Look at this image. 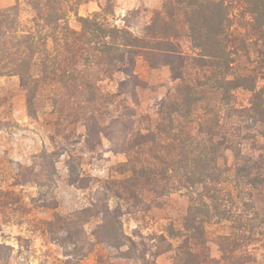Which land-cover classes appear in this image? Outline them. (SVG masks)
<instances>
[{"label":"trees","instance_id":"16d2710c","mask_svg":"<svg viewBox=\"0 0 264 264\" xmlns=\"http://www.w3.org/2000/svg\"><path fill=\"white\" fill-rule=\"evenodd\" d=\"M89 1L0 6V76L19 78L28 115L45 121L53 146L39 163L17 165L0 187V211L8 221L26 214L32 230L61 246L64 264H81L96 247L89 264H158L166 253L172 264H264V0H164L141 34L116 16L114 0L80 14ZM140 59L171 73L146 131L128 103L138 105L146 85ZM103 135L125 159L96 178L79 167L76 145L94 156ZM62 156L68 185L97 184L89 205L70 213L42 187L57 179ZM28 183L39 195L25 202L11 187ZM174 193L188 196L186 212L144 233L140 222ZM35 208L52 216H32ZM125 216L138 222L131 233Z\"/></svg>","mask_w":264,"mask_h":264},{"label":"rangeland","instance_id":"374dc122","mask_svg":"<svg viewBox=\"0 0 264 264\" xmlns=\"http://www.w3.org/2000/svg\"><path fill=\"white\" fill-rule=\"evenodd\" d=\"M106 0H90L80 6L79 12L88 15L99 10V3ZM115 12L117 17H126L132 30L141 34L145 25L150 21L153 12L161 8L164 0H114ZM15 4V0H0L1 7ZM23 18L30 16L27 6L22 4ZM71 24L77 27L73 18ZM185 51L190 52V43L181 40ZM137 72L145 81L144 87L137 89L135 99L139 103L133 104V99L128 97V103L137 110L139 122L137 126L146 131V127L151 122V114L154 111L155 103L167 92L170 80V69L167 66L161 68H151L144 60L140 59L137 64ZM110 88H115V83L110 84ZM149 115L150 120L147 116ZM103 150L89 153L80 150L81 143L76 145L82 159H79L80 168L83 172L94 177L107 178L110 176L113 167L125 159L120 153L111 150V141L102 136ZM53 146L49 139V130L45 121H35L29 117L26 105L25 91L22 89L17 76H0V187L7 188L16 172L18 164L30 165L39 163L35 158L44 149L52 150ZM78 161V160H77ZM58 177L51 187L42 186L48 190L50 196L54 195L59 206L58 211L64 213L73 212L76 209L89 205L90 192L97 184H91L87 189L77 188L67 184L68 170L65 165L64 157L59 158L57 163ZM47 183V178H44ZM15 190L22 200L30 201L33 195H39V188L33 184H23L11 187ZM41 203V202H40ZM189 205V198L185 194L174 193L169 197L163 198L160 205L153 207L144 220L140 222L144 233L159 231L171 219L176 222L186 212ZM36 217H51L53 210L35 208L32 211ZM20 215V216H19ZM26 214L18 212L17 216L8 221L5 214L0 211V264H64L66 256L63 249L48 236L39 231L32 230L26 222ZM125 229L131 233L136 227L137 221L130 216H125ZM97 221L91 220L85 225L86 231L90 233ZM22 236L25 240L19 241ZM89 254L81 261V264L94 262L96 251ZM262 251V250H260ZM108 251H106L107 253ZM213 254L218 256V249L213 245ZM158 264H172L171 254L166 253L158 257ZM120 264H133L131 261H120Z\"/></svg>","mask_w":264,"mask_h":264}]
</instances>
